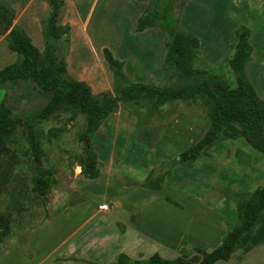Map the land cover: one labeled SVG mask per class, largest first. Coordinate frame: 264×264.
<instances>
[{"label":"rangeland","instance_id":"obj_1","mask_svg":"<svg viewBox=\"0 0 264 264\" xmlns=\"http://www.w3.org/2000/svg\"><path fill=\"white\" fill-rule=\"evenodd\" d=\"M2 1L14 10L13 24L22 28L43 52L42 29L50 12L46 2ZM111 2L64 0L59 21L70 28L68 42L56 43L58 55L64 57L67 76L84 81L97 104L121 95L113 111L87 134L88 138L81 137L86 119L77 107L59 109L46 119H40L35 114L48 101L49 93L37 89L32 81L0 85V102L5 98L12 110L7 139L9 152L0 156V214L9 216L11 223L9 233L0 235V252L16 243L23 245L27 231L42 221L56 216L50 222L74 224L96 210L101 199L107 198L121 203L116 212L120 220L128 207L137 210L139 227L150 235H160L166 243L169 234L183 233L175 246L160 245V252L156 250L159 255L167 259L190 255L197 246L186 231L208 222L206 214L196 215L195 201L221 214L222 219L215 221V225L223 237L236 222L237 206L249 193L264 185L263 155L243 137H228L230 132L194 161L181 163L178 160V154L196 143L209 129L204 94L169 100L149 91L122 94L132 80L159 89L182 90L194 75L187 77L177 72L167 60L170 39L158 26L147 27L142 33L136 30L134 14L141 11L139 4L134 0ZM185 4V25H190L202 50L208 53L206 61L201 51L196 52L192 67L198 71L197 76H217L230 87L236 86L228 60L239 36L245 37L243 31L235 32V28L244 26L247 36L248 30L254 36L249 39L258 52L250 59L252 80L258 89L256 93L264 99V0H174L176 18H180ZM145 11L146 8L143 13ZM6 35L0 33V68L17 60L16 53L7 47ZM104 48L118 60L123 75L117 74L116 67L104 59ZM72 114L74 118L70 119ZM31 134L39 140L42 151L38 157L30 145ZM86 146L97 154L99 175L105 179H119L124 185L139 190H109L103 194L102 187L86 207L78 209L79 214L73 210L75 208L67 209L84 199L74 186L76 181L87 186L77 170ZM41 170H50L53 178L43 196L33 191ZM160 174L164 176L161 198H179L185 206L182 222L173 218L178 212L172 215L178 208L168 209L167 205L171 204L165 200L166 204L160 203V208L138 200L144 191L157 190L136 184L157 183ZM190 219L192 224L187 222ZM175 220L178 222L174 223ZM202 246L199 248L209 251L216 243ZM214 264H264V243L248 252L237 250L229 260Z\"/></svg>","mask_w":264,"mask_h":264},{"label":"trees","instance_id":"obj_2","mask_svg":"<svg viewBox=\"0 0 264 264\" xmlns=\"http://www.w3.org/2000/svg\"><path fill=\"white\" fill-rule=\"evenodd\" d=\"M49 7V17L42 29L44 50L40 51L24 30L13 24L14 10L5 1L0 0V33H7V47L16 53L17 60L0 68V85L32 81L37 89L49 93V99L41 110L35 114L37 118L46 119L53 112L78 108L85 115L86 129L81 135L88 138L97 126L112 111L120 96H114L103 104H97L92 99L90 87L84 81L71 79L67 76V67L63 56L58 55L56 43L68 42L67 24L62 25L60 16L64 8V0H44ZM174 0H149L146 11L136 20V30L158 26L170 39L167 60L174 69L186 75H194L178 91L159 89L143 83L130 84L127 91H149L164 100L189 99L193 94L202 93L207 97L209 129L193 145L183 150L179 156L181 163H190L197 159L206 149L222 139L241 136L252 148L264 157V99H261L253 89L245 74L244 67L250 58L251 45L245 37H239L234 45V52L228 60L236 81L234 88L217 76L204 75L199 78L198 71L192 67L199 46L196 36L182 31L173 10ZM104 59L115 68V72L123 75L118 60L111 52L103 49ZM12 110L7 106L5 98L0 102V156L9 152L7 139L10 132V115ZM74 118L72 114L70 119ZM30 136V145L36 157L41 153L39 140ZM97 154L88 146L85 156L78 162L83 177L94 179L99 176ZM157 183L143 182L136 184L148 189H161L164 176H157ZM53 181L50 170H41L33 191L43 196ZM164 200L172 206L183 209L176 200L165 197ZM11 218L0 214V235L9 233ZM264 243V185L249 193L247 198L236 208V222L222 237L221 242L207 251L194 248L192 254H180L172 259H166L158 253H153L146 259L131 260L125 253H119L116 264H214L217 261H227L237 250L250 251L255 246ZM24 254L28 255L24 251Z\"/></svg>","mask_w":264,"mask_h":264},{"label":"crops","instance_id":"obj_3","mask_svg":"<svg viewBox=\"0 0 264 264\" xmlns=\"http://www.w3.org/2000/svg\"><path fill=\"white\" fill-rule=\"evenodd\" d=\"M111 1L119 0H108V2L112 3ZM134 1L136 2V5L139 4L141 6L140 9H138L141 11H135L136 13L134 14V20L136 22L137 18L143 14L144 8L148 6L149 0ZM45 4L47 5V3ZM186 4L183 7L180 18L179 16L177 17L179 28L184 32L194 35V31H192L190 25H185L184 8ZM146 30L138 32L142 33ZM237 31L244 32L246 31V28L244 26L236 27L235 32ZM248 33L247 41L251 45L252 51L244 70L256 92L257 87L253 84L252 80L251 69L253 64H251L250 59L251 57L252 59L253 57H256L258 52L249 41V39L254 37L252 32L248 30ZM198 41L199 46L197 52L201 51L202 54H204L203 57H205V60L207 61L208 53L202 50V44L199 38ZM259 60L256 59L257 62ZM204 67L206 68L205 65ZM124 75H127L125 71ZM132 83H134L133 80ZM258 97L262 99L261 95H258ZM78 168L80 172V167L78 166ZM83 181H86L85 184L87 183V186H83L84 182L81 183L76 181L74 187L84 196V199L81 203H77L73 207H67V209L75 208L73 210H77V214H79L78 209L86 207L91 197H96L95 193H97L99 188H104L103 194H107L109 190L130 192L132 189L133 191L138 189L137 187L133 188L130 185H124L119 179H105L101 175L94 179H86L83 177ZM136 193L137 192L134 194ZM140 197L141 198L138 199L139 201L141 200L142 203L151 204L156 208H160V203L166 204L164 199L161 198L160 189L157 190V192L144 191ZM178 199L176 198V201L183 205L184 208V204ZM195 202L194 211H196V215H198V213L206 214L208 216V222L206 224H198L196 226L197 229L192 228L189 231H186L187 228L183 229V232L186 231L190 241L197 246L196 248H199V246L203 247L202 244H211L213 241H215L217 246L221 242L222 236L221 231L215 225V221L222 219V216L205 206L203 203ZM120 206L121 203L118 200L113 201L112 199L103 198L98 202L96 210L91 212L86 218L82 217L80 221L74 224L50 222V220L56 216L46 219L27 231L23 245L16 243L3 249L0 252V264H116L119 253H125L131 260L146 259L147 256L149 257L153 253L159 254L160 245L170 244L175 246L176 242L181 239L183 234L181 232L177 233V235L169 234L167 240H165L168 241L167 243L162 241L164 239H160V235L159 237L150 235L148 231L146 232L139 227V212L130 209V207H128L129 209H126L125 215L121 216L120 220L116 215L117 209H120ZM167 207L170 209V207L172 208L173 206L167 205ZM172 209L174 210V208ZM62 211L63 210H61V212ZM176 212H178L177 216L173 218L182 222L183 219H185L184 209H178L177 211L174 210L172 215ZM194 218L195 216H193L192 219L194 220ZM190 221L191 219L187 221L188 224L193 223ZM177 222L178 221L176 220L174 221V223ZM24 251L27 252L28 255L24 254Z\"/></svg>","mask_w":264,"mask_h":264},{"label":"water","instance_id":"obj_4","mask_svg":"<svg viewBox=\"0 0 264 264\" xmlns=\"http://www.w3.org/2000/svg\"><path fill=\"white\" fill-rule=\"evenodd\" d=\"M242 37H244V35H242ZM179 159V158H178Z\"/></svg>","mask_w":264,"mask_h":264},{"label":"bare ground","instance_id":"obj_5","mask_svg":"<svg viewBox=\"0 0 264 264\" xmlns=\"http://www.w3.org/2000/svg\"><path fill=\"white\" fill-rule=\"evenodd\" d=\"M77 170H79V168H77Z\"/></svg>","mask_w":264,"mask_h":264}]
</instances>
